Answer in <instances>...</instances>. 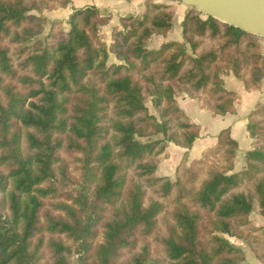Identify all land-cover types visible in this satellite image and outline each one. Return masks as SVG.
Listing matches in <instances>:
<instances>
[{
  "label": "trees",
  "instance_id": "1",
  "mask_svg": "<svg viewBox=\"0 0 264 264\" xmlns=\"http://www.w3.org/2000/svg\"><path fill=\"white\" fill-rule=\"evenodd\" d=\"M70 2L0 0V264H69L72 252L80 264H249L228 237L264 262V225L251 218L254 202L264 215L263 102L246 116L241 169L225 127L172 177L157 174L168 143L187 149L200 134L177 97L235 113L222 74L259 88L264 38L185 7L182 40L149 48L172 27L171 0H144L109 43L92 5L39 38L40 12Z\"/></svg>",
  "mask_w": 264,
  "mask_h": 264
},
{
  "label": "crops",
  "instance_id": "2",
  "mask_svg": "<svg viewBox=\"0 0 264 264\" xmlns=\"http://www.w3.org/2000/svg\"><path fill=\"white\" fill-rule=\"evenodd\" d=\"M87 5L95 6L102 16L107 17V22L100 26L101 32H108L111 27L118 25V19L123 16L132 14H141L144 10V0H71L70 4L66 7L52 9L56 16L62 15V18H67L73 7H83ZM185 8L184 5L176 3V13L179 12L180 7ZM55 17H52L54 19ZM173 37H169V36ZM174 38V39H171ZM166 40L181 41L180 23L172 26L167 34L163 36L161 43ZM224 85L227 89L234 90L238 98L236 100V112L233 114H226L223 116H213L211 112L201 105L197 98H189L186 95L177 97L178 105L188 115L189 120L193 123L200 125V134L194 140L190 148H183L173 143H168L167 152L169 153L162 161H167V165H177L184 152H187L188 160L201 156L202 152L216 142L217 133L225 127L230 128L231 136L238 142V150L236 154L237 160L240 161L238 167L235 166L234 170L241 169L244 165V152L251 148L252 138L246 130V116L253 108L256 102L264 103V80H262L259 88L245 89L243 83L236 79L231 72L222 74ZM170 150L176 152V158L172 156ZM236 161V160H235ZM159 164L158 168H160ZM173 168V170H174ZM173 172L169 175L163 173L162 175L172 176ZM258 209V208H257ZM261 218L264 215L259 214ZM261 264H264L262 262Z\"/></svg>",
  "mask_w": 264,
  "mask_h": 264
},
{
  "label": "water",
  "instance_id": "3",
  "mask_svg": "<svg viewBox=\"0 0 264 264\" xmlns=\"http://www.w3.org/2000/svg\"><path fill=\"white\" fill-rule=\"evenodd\" d=\"M264 38V0H171Z\"/></svg>",
  "mask_w": 264,
  "mask_h": 264
},
{
  "label": "rangeland",
  "instance_id": "4",
  "mask_svg": "<svg viewBox=\"0 0 264 264\" xmlns=\"http://www.w3.org/2000/svg\"><path fill=\"white\" fill-rule=\"evenodd\" d=\"M54 9H55V8H54ZM51 10H52V9H44V10H42V11L40 12V14L43 15V16H45V18L47 19V21L44 23L42 33L38 35V37L41 38V39H42V38L46 35V33L48 32L49 27H50V22H51L52 20H58V21H60L61 24H62V26H63L64 28H67V27H68V25H67V23H66L67 18L64 19V18H62V17H63L62 15H58V14H56V16H55V14H54L53 12H51ZM185 10H186V9L183 8L182 6L180 7L179 12L176 13L175 17H174L173 20H172V26H174V27L176 26V28H177V24H179V23L181 22ZM52 17H55V18L52 19ZM110 32H111V30L108 31V32H104V33H103V32H101V30L99 29V35H100V37H101V40L105 41L106 43H109V42H110ZM169 37H173V36L171 35V36H169ZM162 38H163V36H161V35H152V36L150 37L149 41L147 42V46H148L149 48H157V47L161 44V40H162ZM171 39H174V38H171ZM181 40H182V39H181ZM260 42H261V45L264 46V41L261 40ZM197 100H198L199 102L202 103V98H200V99L197 98ZM145 104L147 105L149 111H150L151 113H154V109H153V107H152V104H151V102H150V99H147V100L145 101ZM170 151H171V153H172V156L176 158V152H175L174 150H170ZM168 154H169V153H168ZM235 160H236V161H235ZM167 163H168L167 161H163V162L161 163L160 168L157 169V174H158V175H162L163 173H167V174L169 175L170 173H172V171H174V170H173L174 165H170V166H169V165H167ZM234 163H235V166H237V167H238V165H239V163H240V161L237 160L236 156H235V158H234ZM243 166H244V165H243ZM243 166H241V167H243ZM70 167L72 168L73 173L75 174L76 172H75V169L73 168L72 164H70ZM234 169H235V168H234ZM239 169H240V168H239ZM173 174H174V172H173ZM172 176H173V175H172ZM172 176H171V177H172ZM257 208H258V207H257V203L254 202V203H253V212H252V214H251V218H252V220L255 222L256 225H264V218H261V217L259 216L260 213L258 212V209H257ZM228 239H229L231 242H233V243H235V244H237V245L243 247V249H244V251H245V254H246V261H247L249 264H261V263H262V262L258 261L257 259H255V257L253 256L252 252L249 250V248L247 247V245H245L244 243H242L241 241H239L238 239H236V238H234V237H228ZM260 244H261V249H262L263 252H264V234L261 235ZM67 260H68V263H69V264H80L79 261H78V259H77V255H76L74 252H72V253H70L69 255H67Z\"/></svg>",
  "mask_w": 264,
  "mask_h": 264
}]
</instances>
